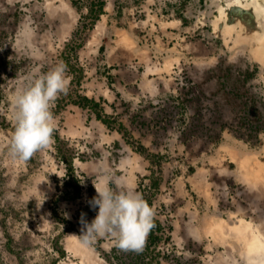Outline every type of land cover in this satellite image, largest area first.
Instances as JSON below:
<instances>
[{
  "label": "rangeland",
  "instance_id": "374dc122",
  "mask_svg": "<svg viewBox=\"0 0 264 264\" xmlns=\"http://www.w3.org/2000/svg\"><path fill=\"white\" fill-rule=\"evenodd\" d=\"M247 4L0 0V264H264L263 241L250 250L241 240L249 230L264 240L263 183L250 184L226 152L231 146L264 159V59L238 37L243 27L233 25L229 36L225 19L213 20L220 8L229 25L237 14L257 16ZM257 17L252 26L264 25V14ZM94 31L107 32L89 58L84 53ZM120 32L133 46L120 43ZM114 54L117 63L110 67L107 57ZM56 64L64 65L68 86L52 102V143L28 159H14L9 153L13 95L26 76ZM103 95L114 109L104 113L110 118L106 128L72 102L87 97L103 102ZM116 131L137 152L141 142L150 143L151 150L142 152L150 160L163 153L151 161L158 174L166 157L175 202L154 210L153 220L166 221L150 250H111L102 238L89 259L77 238L71 246L80 234L76 225L82 217L89 222L97 210L89 204L96 176L84 164L99 158L101 144H109L104 150L115 172L122 156L112 142ZM202 187H208L209 197ZM141 191L151 197L145 186ZM237 221L245 226L236 229ZM238 231L244 233L240 238Z\"/></svg>",
  "mask_w": 264,
  "mask_h": 264
},
{
  "label": "clouds",
  "instance_id": "9594fccd",
  "mask_svg": "<svg viewBox=\"0 0 264 264\" xmlns=\"http://www.w3.org/2000/svg\"><path fill=\"white\" fill-rule=\"evenodd\" d=\"M24 79L25 86L13 95L9 146L10 155L22 160L52 143V102L59 94L66 93L68 86L63 64ZM97 173L93 183L97 195L89 204L98 212L91 222L82 217L81 232L74 236L85 249H91L97 239L105 238L121 250H141L144 237L152 227L154 208L134 185L121 177L113 178L102 166L97 168Z\"/></svg>",
  "mask_w": 264,
  "mask_h": 264
},
{
  "label": "crops",
  "instance_id": "0c3cea01",
  "mask_svg": "<svg viewBox=\"0 0 264 264\" xmlns=\"http://www.w3.org/2000/svg\"><path fill=\"white\" fill-rule=\"evenodd\" d=\"M106 32L107 31H94L93 32V34L91 35V37L88 40V45L91 47V49H86L87 51L84 53V55H86L87 57L90 58L92 55L95 54V52H96L95 49H98V50L100 49L102 36ZM124 35H125V39L123 38ZM129 38L130 37L125 32H120V43L121 44L133 46V42ZM92 40H93V45H90V41H92ZM115 54H116V52H115ZM115 54L111 57H109V56L107 57L108 64L110 67L115 66V65H113V63H117V60H116L117 58H116ZM111 59H113V60H111ZM125 72H130V71H129V69H127V71H125ZM121 78H120V80H121ZM108 95H109V93H108ZM87 98L94 100L96 103H98L99 107L102 108L101 112L103 114L104 113L109 114L114 110L111 108L113 105L112 101L108 100L106 95L102 96L103 102L100 101L101 97H99V98L87 97ZM105 100H108V101L106 102ZM74 107H77L78 111H84V109L87 110L85 112H87V114L91 117L92 120H94V118L96 120L98 119V112H94L93 110H90L87 108H82V107L80 108L78 106H74ZM78 119H80V118H78ZM98 120H100V119H98ZM101 125L105 128L107 127L106 124H105L106 126L103 124H101ZM101 130L105 131V129H101ZM112 136H113L112 142H114V143L118 142L117 144L121 148V152H122V156H121L120 160L118 161V163L116 164L117 167L115 169V172L111 173V171H112L111 167L114 165V163L113 164L110 163V158L108 157L109 152L104 150V147L109 146V144H104V143H103L104 145L101 144V146H99V150H98L99 158H96V159L92 158L90 161H88L84 164L86 170H89L91 173H93V175L96 176L98 174L97 168L102 166L104 169H106L112 175L113 178L121 177L124 181L134 185L135 190L139 191L142 195H144L143 196L144 198H146V195L144 192L141 191V186H145L146 191L151 190V193H150V196H151L150 199L152 201L151 207H153L154 210L157 207H162V206H164L166 209L171 207L172 203L175 202V201H173V197H172L174 195L173 191L175 189H172L170 187V184H171V182L169 180L170 172L168 171L169 166L166 163V157L165 156L163 157L162 162L159 161L160 172H158V174H156L157 172L154 171V170H156V168L154 167V165L152 163V161H154L155 158L162 156L163 153L157 152L156 154H153L152 157L154 159L152 158L151 159L152 161H151L149 157L144 156L142 152H139V151L137 152L136 148L130 146V143H127V141H125L122 138V135L118 131L113 133ZM109 138H111V137H109ZM230 143L235 144L236 146H243V145H240V143L238 144V142H232L231 140H228L226 144H230ZM140 144H141L142 148L144 149V151H150L151 150L150 149V143L144 144L143 142H141ZM224 145L221 146L220 149L224 150V147H226V145L225 146ZM91 147H93V145ZM228 155L231 158V155L229 153H228ZM219 158L222 159V156L221 155L218 156V163H219ZM231 160H232V158H231ZM80 164L81 163L76 161L75 159L73 160L74 168L79 169ZM219 166L221 167V172H222V170L224 171L226 169L224 166V162L219 163ZM81 169H82V167L80 168V170ZM84 173L87 174L86 172H84ZM155 176H157V178H155ZM154 178H155L154 182L157 184V186L154 185L155 183L152 184V180ZM113 187H115V185H113ZM95 191H96V189H95ZM200 192L206 194V197H209V195H210L208 187H205V188L202 187ZM94 194L96 196L97 192H95ZM97 212H98V209L95 212H93V214L88 218L89 222H91L95 218ZM155 221H158L161 224V231L160 232H162V230H164V228H165L164 225H165L166 217L162 216L160 220H155ZM81 227H82V225H80V226L76 225L77 231L79 233L81 232ZM157 234L159 235V233L156 231L155 235H157ZM74 235H76V234H74ZM149 236H150V232L148 230V232H147V234L143 240L142 249L143 248L145 249V246L147 244H149V242H150ZM160 236H162V235H160ZM72 238H73V243H71V246H72V244H73V246H76V244H77L76 237L73 236ZM99 239H102V238H99ZM105 240H106V242L104 243L105 248H107V249L111 248V250H112L115 246L112 245L108 239H105ZM150 249H151V246H150ZM84 250L90 252L91 255H89V259H92L94 257L91 249H85L84 248ZM84 250L82 251L83 253L85 252ZM84 256L87 257V254L85 253ZM95 258H96V261H98L99 263L101 262L98 259V257H95Z\"/></svg>",
  "mask_w": 264,
  "mask_h": 264
},
{
  "label": "bare ground",
  "instance_id": "6f19581e",
  "mask_svg": "<svg viewBox=\"0 0 264 264\" xmlns=\"http://www.w3.org/2000/svg\"><path fill=\"white\" fill-rule=\"evenodd\" d=\"M247 1H248L249 6L254 7L257 16L259 14H264V0H247ZM257 16L254 15L250 17V16H242L240 14H237L233 18V24L229 25V23L226 21V15H225L224 9L220 8L218 15L215 18H213V20L218 22L219 20L225 19L224 24L227 26L226 32L229 33V36L233 35V30H235L233 25L243 27L244 29H241V31H244V32L242 35L238 34V37H241L242 39L241 41H246V43H249L247 48L251 50L252 54L264 59V25L262 24V25H259L258 27H254L252 26V22H251L254 19H257L258 18ZM123 38L125 39V35L123 36ZM225 39H226V42H228L227 38ZM226 150L227 152L230 153L232 160L236 162L239 168V171L242 174L245 172L247 173V177H246L247 181L250 182V184L251 183H254V184L263 183L262 185L264 188V159L261 163L257 161V158L253 157L254 153L252 152L248 153V152H245L243 149H238L235 147H233V150H232L231 146L226 147ZM233 225H235L236 229L238 227H244L245 221H240V222L237 221V222H234ZM245 230L248 231V229H245ZM249 232L251 233V235L250 233H248L245 238L244 236L242 237L244 233L238 231L239 238L242 237L241 240H245V245L247 246L248 249L253 250L255 247L260 246L262 241L264 244V240H262L261 235H258L255 232L252 233L251 230H249ZM247 236H251L250 239H247Z\"/></svg>",
  "mask_w": 264,
  "mask_h": 264
},
{
  "label": "trees",
  "instance_id": "16d2710c",
  "mask_svg": "<svg viewBox=\"0 0 264 264\" xmlns=\"http://www.w3.org/2000/svg\"><path fill=\"white\" fill-rule=\"evenodd\" d=\"M103 6H104V3H101L100 4V12H99V15H101L103 13ZM91 11L93 12L94 9L92 8ZM98 18H95L94 21H96ZM84 101H77V100H74L72 101L74 104L76 105H79L80 107L82 108H87V109H90V110H93L94 112H98V119H100L104 124L106 125H109L110 123V120H109V117H107L106 115H104L101 111H102V108L99 107V104L96 103L94 100H91V99H88V98H85L83 99ZM101 112V113H100ZM138 150L140 152H143V148L142 147H139ZM66 161L68 162V164L70 165L71 163L73 164V160H68L66 159ZM70 171H71V167H70ZM155 186H157V184H154ZM145 199V198H144ZM146 202L151 206L152 204V201L150 198L148 199H145ZM161 230V224L158 222V221H155V220H152V227L149 229V232H150V236H149V239H150V242L149 244H147L145 246V249L146 250H149L150 249V246L152 244H155V241L157 240V236L155 235V232ZM153 261L147 263V264H152Z\"/></svg>",
  "mask_w": 264,
  "mask_h": 264
}]
</instances>
